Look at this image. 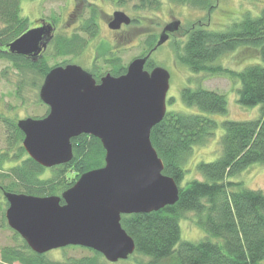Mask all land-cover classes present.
Wrapping results in <instances>:
<instances>
[{
	"label": "trees",
	"instance_id": "16d2710c",
	"mask_svg": "<svg viewBox=\"0 0 264 264\" xmlns=\"http://www.w3.org/2000/svg\"><path fill=\"white\" fill-rule=\"evenodd\" d=\"M21 1L0 0V61L17 74L14 93L18 100L23 97L26 87L39 94L41 81L53 68L43 57L34 62L31 57L8 51V45L29 29L28 19L21 13ZM173 1L200 8L209 3L206 0ZM95 22V19H87L81 31L94 35ZM154 42L155 37L147 38L145 44L148 50ZM84 45V39L76 34L71 38L58 36L52 42L56 54L60 56L76 55ZM240 46L250 47L264 59V9L257 18L246 17L227 31L211 32L198 27L187 32L186 41L178 52V61L194 74L237 78L240 82L237 104L260 106V116L249 121H223L220 156L212 162L197 164L196 176L187 178L185 160L192 148L206 143L219 126L217 121L203 113L225 114L227 101L223 95L201 87L182 89L181 101L187 107L197 108L200 113H166L150 133L151 144L164 166L162 173L172 178L178 187V200L155 212L121 216V227L135 244V251L130 257L136 258L137 264H264V193L246 189L241 182L231 181L248 166L264 163V67L250 65L235 72L213 66L221 55ZM115 65L109 72L111 75L125 73L118 59ZM147 67L152 69V65ZM38 102L44 105L40 99ZM46 110L45 114L47 107ZM0 124L4 128L5 145L4 151H0V228L8 227L4 192L58 197L72 187L82 174L104 166L105 153L99 140L80 135L71 140L72 159L69 163L44 168L22 148L24 135L17 122L0 114ZM190 212L195 214L196 224L207 234L198 242L180 239L179 222L184 214ZM13 233L19 245L1 248L0 264H104L106 261L99 253L78 246L62 250L83 249L92 255L64 261L49 259L47 253L40 255L32 252L20 236ZM137 258H140L139 263ZM142 259L147 261L142 263Z\"/></svg>",
	"mask_w": 264,
	"mask_h": 264
},
{
	"label": "water",
	"instance_id": "95a60500",
	"mask_svg": "<svg viewBox=\"0 0 264 264\" xmlns=\"http://www.w3.org/2000/svg\"><path fill=\"white\" fill-rule=\"evenodd\" d=\"M122 16L115 15L110 29L129 23ZM52 30L45 24L27 30L8 45L9 53L35 61ZM166 39L160 36L155 48ZM149 55L99 83L78 65L56 66L39 90L47 114L17 121L22 148L44 168L69 163L71 140L80 135L98 139L105 153L104 166L82 174L58 197L3 193L7 226L32 252L78 246L108 263L126 260L135 244L121 227V216L155 212L178 200V187L162 173L163 163L150 141L152 128L166 114L170 75L160 67L145 70Z\"/></svg>",
	"mask_w": 264,
	"mask_h": 264
},
{
	"label": "rangeland",
	"instance_id": "374dc122",
	"mask_svg": "<svg viewBox=\"0 0 264 264\" xmlns=\"http://www.w3.org/2000/svg\"><path fill=\"white\" fill-rule=\"evenodd\" d=\"M211 3L214 5L215 0H211ZM126 4L128 6L123 8L119 7L121 6L120 0L21 1V13L22 16L28 19L27 23L29 29L35 28V25L39 23L40 19L45 23H53L55 27V32L54 30L50 32L52 37L47 42L46 48L41 52L40 56L36 57L35 61L43 57L50 68H54L58 65L65 66L68 64H75L87 72H91V69L94 70V67H96L98 69L96 72H101L102 75H104L105 73L110 72L112 68L108 59L117 58L119 60V65L123 67V69H126L133 59L146 54L148 51L147 45L145 44L147 38L153 36L155 37V41H157L165 22L169 21V19H156L153 17L155 15L162 17L160 11L157 12L151 9H134V6L137 4L136 0L132 3L126 2ZM160 4L164 12L165 9H168L171 6L169 0H162V3ZM184 5L185 6H177V9L175 10V15L179 18L175 20L181 22L180 31L177 32L175 36H172L170 42L154 51L150 57V61L153 63L151 64L152 67L163 68L170 75L169 90L166 96V113H200L197 108L187 107L181 101V91L185 87L191 89H196L197 87L208 89L223 95L227 101V112L225 114L203 113L206 117L217 121L219 126L215 129L214 135L210 137L206 143L195 145L185 160L184 168L187 172L186 177L190 178L196 176L197 173L195 167L197 164L212 162L220 156L221 150L219 140L224 132L221 123L223 121H249L258 119L261 107H244L237 104V91L240 87V82L237 78L219 74H194L187 66L181 64L178 61L177 56L187 38V32L184 34V31L189 30L192 25H201L211 32H223L246 17L252 19L257 18L264 9V0L230 1L225 4L226 6H229L231 11H233L228 17L220 18L213 13L211 19H198L202 15L206 16L205 13L200 11L199 7L195 8V6L188 3L187 5ZM80 6H82V8L77 9ZM118 7L120 9H125L129 14H139L150 19H136L135 22L125 27L124 30L117 33V35H114L113 33L111 34V31L106 27L109 20L99 19L103 16L101 10L108 13L113 8ZM80 11H82V14H80ZM92 11L96 17L95 21L98 25L94 35H87L88 33L85 34L81 31V25L83 26ZM70 16L74 17L70 18ZM79 16H82V18L77 19ZM45 26H51V24H45ZM73 34L84 39V48L76 55H73L72 53L63 56L57 55L52 46L54 38L58 36L71 38ZM256 64L264 67V59L262 55L259 56L258 52L250 47L240 46L232 52L221 55L213 66H221L230 71L240 72L245 67ZM150 68L146 66L145 69L150 71ZM17 80L18 77L15 70L9 67L6 63L0 61V114L5 115L7 118H10L15 122L26 118L37 119L44 117L47 110L45 105L38 102V92L34 94L30 88L26 87L22 93L23 97L21 100H18L15 97L14 91ZM42 82L43 80L41 81V84ZM3 140L4 128L3 125L0 124L1 152L5 149ZM197 178L200 180L202 179L199 175ZM231 181L241 182L246 189L261 191L264 193V163H256L248 166L237 176L231 178ZM194 217L195 214L190 212L184 214L180 220L181 241L198 242L207 237L205 231L196 224L197 218L195 220ZM18 243L19 242L14 237V233L11 229L8 227L0 228V250L6 246H18ZM62 249L48 252V258L64 261L66 259H80L92 255V253L83 249ZM134 257L138 256L135 255ZM139 259L140 258H137L138 263L140 262ZM146 261L147 260L144 259L141 260L142 263ZM104 264L137 263L136 258L130 257L125 261H119L117 263H108L105 261Z\"/></svg>",
	"mask_w": 264,
	"mask_h": 264
},
{
	"label": "flooded vegetation",
	"instance_id": "af4514ba",
	"mask_svg": "<svg viewBox=\"0 0 264 264\" xmlns=\"http://www.w3.org/2000/svg\"><path fill=\"white\" fill-rule=\"evenodd\" d=\"M134 0H120V2H121V6H119V7H126V6H128L127 4H126V2H128V3H132ZM137 1V4L134 6V9H140V10H155V11H160L161 12V14H162V17L161 16H157V15H155V16H153V17H155L156 19H169V21H167V22H165V24H164V26H163V29H162V31H161V33H160V35H159V37L157 38V41L155 42V44L153 45V47H151V49H149L147 52H146V54H144L143 56H141V57H145L146 55H148V54H150L149 55V58H148V60H147V62H146V64H145V68H146V66L147 65H151V64H153L151 61H150V57H151V55H152V53L154 52V51H156L159 47H161V46H163L164 44H167L168 42H170V39L172 38V36H175L176 35V33L177 32H179L180 31V29H181V22L179 21V20H175V19H179L176 15H175V10L177 9V6L178 7H180L181 5L182 6H185L184 4H186L187 5V3H178V2H175V1H173V0H169V2H170V7L168 8V9H165V12L163 11V9H162V7H161V4L160 3H162V0H136ZM230 1H233V0H215V4L214 5H212V3H211V0H206V2H209L208 3V5L205 7V8H200L199 10L200 11H203L204 13H205V15L206 16H204V15H202V16H200L198 19H211V15L214 13V14H216V15H218L220 18H223V17H228V15H230L233 11H231L230 9H229V6H226L225 4L226 3H228V2H230ZM123 2H125V3H123ZM82 6H84V5H82ZM82 6H80L79 8H77V9H80V8H82ZM113 8L110 12H103L102 10H101V12H102V14H103V16H101L99 19H108L109 21L107 22V24H106V27H107V29H109V31H111V34L113 33L114 35H117V33H119V32H121L122 30H124V28L125 27H127V26H129V25H131L133 22H135L136 21V19H144V18H147V19H150V18H148V17H143V16H141V15H139V14H136V15H132V14H129V13H127L126 12V10L125 9H123V8ZM132 7V6H131ZM196 8V7H195ZM117 13H121V14H124V17L122 16L121 18L122 19H129V23L128 24H121L120 26H119V28L118 29H116V30H113V29H110V23H111V21L113 20V19H115V15L117 14ZM80 14H82V11H80ZM74 16H70V18H73ZM82 18V16H79L77 19H81ZM152 18V17H151ZM87 19H96V17H95V15L93 14V11H92V13L90 14V16L87 18ZM172 19H174V20H172ZM238 23V22H237ZM42 24H51V27H52V29L54 30V32H55V27H54V24L53 23H48V22H43V20L42 19H40V21H39V23L38 24H36L35 25V28H37V27H41V25ZM176 24V27H174V25ZM95 25H96V28H97V25H98V23L97 22H95ZM54 27V28H53ZM81 27H82V25H81ZM166 27H168V31H165V29H166ZM198 27H200V28H205L206 29V27H204V26H201V25H199V26H195V25H192L191 27H190V29L189 30H186V31H184V34H186V32H188V31H190V30H192V29H195V28H198ZM98 29H99V27H98ZM171 29V30H170ZM52 30V31H53ZM225 31H227V29L225 30ZM162 35H165V37L167 38L166 39V42L163 44V45H161V46H159V47H157V48H155V46H156V44H157V42H158V40H159V38H160V36H162ZM141 57H139V58H141ZM116 60H117V58H111V59H108V62L109 63H111V67H113V65H115L116 64ZM134 60V59H133ZM116 66V65H115ZM155 66H153L152 68H154ZM96 70L98 71V69L96 68V67H94V70L93 69H91V72H89L91 75H92V77L94 78V80L96 81V83H99V81H100V79L103 77V76H105L106 74H110L109 72L108 73H105L104 75H102V73L101 72H96ZM126 70V69H125ZM146 70V69H145ZM111 75V74H110ZM113 76V75H112Z\"/></svg>",
	"mask_w": 264,
	"mask_h": 264
}]
</instances>
